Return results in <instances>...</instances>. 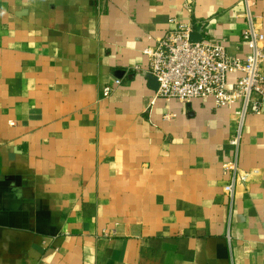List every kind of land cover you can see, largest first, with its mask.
I'll return each mask as SVG.
<instances>
[{
  "label": "crops",
  "instance_id": "crops-1",
  "mask_svg": "<svg viewBox=\"0 0 264 264\" xmlns=\"http://www.w3.org/2000/svg\"><path fill=\"white\" fill-rule=\"evenodd\" d=\"M245 15L242 0H0V264H264V114L246 118L230 207L234 108L151 102L143 52L178 17L244 55Z\"/></svg>",
  "mask_w": 264,
  "mask_h": 264
},
{
  "label": "built area",
  "instance_id": "built-area-1",
  "mask_svg": "<svg viewBox=\"0 0 264 264\" xmlns=\"http://www.w3.org/2000/svg\"><path fill=\"white\" fill-rule=\"evenodd\" d=\"M242 1L247 20L242 32V42L247 47L244 55L232 54L207 40H194L193 27L178 17L170 18L165 35L143 51L149 58L147 72L157 83L151 102L158 98L180 102L212 98L217 107L234 108L235 130L222 164L224 174L229 176L223 191L230 207L236 187L248 177L239 165L246 118L264 114V34L255 26L252 0ZM186 9L191 13L193 5L187 4ZM234 74L237 75L232 80ZM121 83L118 79L114 85L106 86L104 97Z\"/></svg>",
  "mask_w": 264,
  "mask_h": 264
},
{
  "label": "water",
  "instance_id": "water-1",
  "mask_svg": "<svg viewBox=\"0 0 264 264\" xmlns=\"http://www.w3.org/2000/svg\"><path fill=\"white\" fill-rule=\"evenodd\" d=\"M192 37H193V35H192ZM150 78H151V80H153L156 83V79L154 77L150 76ZM156 86H157V83H156Z\"/></svg>",
  "mask_w": 264,
  "mask_h": 264
}]
</instances>
